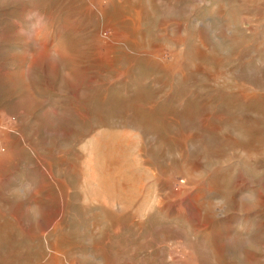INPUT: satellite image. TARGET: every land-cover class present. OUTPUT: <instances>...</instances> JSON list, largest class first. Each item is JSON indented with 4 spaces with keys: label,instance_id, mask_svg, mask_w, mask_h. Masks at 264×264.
Wrapping results in <instances>:
<instances>
[{
    "label": "rangeland",
    "instance_id": "374dc122",
    "mask_svg": "<svg viewBox=\"0 0 264 264\" xmlns=\"http://www.w3.org/2000/svg\"><path fill=\"white\" fill-rule=\"evenodd\" d=\"M0 264H264V0H0Z\"/></svg>",
    "mask_w": 264,
    "mask_h": 264
}]
</instances>
